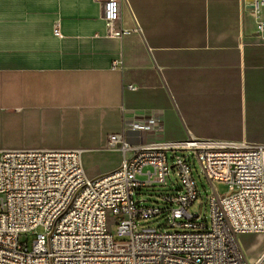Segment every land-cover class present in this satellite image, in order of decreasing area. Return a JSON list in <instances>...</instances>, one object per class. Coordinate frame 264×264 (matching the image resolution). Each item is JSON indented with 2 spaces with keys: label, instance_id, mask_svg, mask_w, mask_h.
Listing matches in <instances>:
<instances>
[{
  "label": "crops",
  "instance_id": "obj_1",
  "mask_svg": "<svg viewBox=\"0 0 264 264\" xmlns=\"http://www.w3.org/2000/svg\"><path fill=\"white\" fill-rule=\"evenodd\" d=\"M246 3L120 0L131 31L119 38L95 0H0V150L79 148L103 162L83 165L96 177L122 159L108 136L151 116L130 143L264 144V6ZM238 239L248 262L260 258L264 234Z\"/></svg>",
  "mask_w": 264,
  "mask_h": 264
},
{
  "label": "built area",
  "instance_id": "obj_2",
  "mask_svg": "<svg viewBox=\"0 0 264 264\" xmlns=\"http://www.w3.org/2000/svg\"><path fill=\"white\" fill-rule=\"evenodd\" d=\"M95 1L108 36L131 31L120 24V0ZM246 4L254 13L264 0ZM256 30L264 35L263 20ZM160 120L126 122L110 134L107 144L122 159L96 177L85 173L79 148L0 150V264H260L264 252L248 262L238 236L264 234V144L189 133L162 142L132 144L126 138ZM195 161L211 186L209 224L196 212L202 198ZM215 181L228 191L217 193ZM157 186L169 189L157 195L159 203L144 204L142 188ZM158 217L165 218L162 228L139 225ZM28 232L30 246L28 238L20 241Z\"/></svg>",
  "mask_w": 264,
  "mask_h": 264
},
{
  "label": "rangeland",
  "instance_id": "obj_3",
  "mask_svg": "<svg viewBox=\"0 0 264 264\" xmlns=\"http://www.w3.org/2000/svg\"><path fill=\"white\" fill-rule=\"evenodd\" d=\"M168 157H169V161H170V152L168 153ZM95 161V166L97 168H102L103 162L102 161H98L96 159H92L86 152L82 151V162L83 165L85 167L90 166V164ZM193 173L194 176L196 178L197 184L199 186V193L200 196L202 198L201 203L202 206L201 207H197L196 208V212L200 213V217L203 218L205 217L207 220V223L209 224V210L206 204V198L207 196L210 194L211 192V186L209 184V182L204 178V176L202 175L201 171H200V167L198 162L195 161L194 166H193ZM169 177L172 180H176V174L170 170L169 172ZM176 183V182H175ZM213 186L215 188V190L217 191V193L219 194H224L228 191V186L227 184L223 183V182H214ZM175 187V185H174ZM166 189H169L165 186H157V187H151V188H142L140 194L138 195L139 199L144 200V204H155V203H159L158 201V196L160 193L164 192ZM199 203V200L195 202L194 205H197ZM193 209V207H192ZM165 223V218L164 217H158L156 219H151V220H147V221H141L139 222L140 227H148V228H162L163 225ZM38 231L41 230L40 228L37 229ZM113 232H115V228L112 229ZM28 238V239H27ZM125 237H119V236H115L116 240H122ZM27 239L28 241V245L30 246V242L32 239V232H28V234H22L20 236V241L24 242Z\"/></svg>",
  "mask_w": 264,
  "mask_h": 264
},
{
  "label": "water",
  "instance_id": "obj_4",
  "mask_svg": "<svg viewBox=\"0 0 264 264\" xmlns=\"http://www.w3.org/2000/svg\"><path fill=\"white\" fill-rule=\"evenodd\" d=\"M246 2H249V0H246Z\"/></svg>",
  "mask_w": 264,
  "mask_h": 264
}]
</instances>
